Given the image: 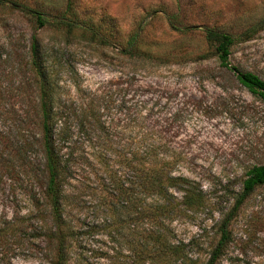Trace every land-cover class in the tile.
Here are the masks:
<instances>
[{"label":"rangeland","instance_id":"rangeland-1","mask_svg":"<svg viewBox=\"0 0 264 264\" xmlns=\"http://www.w3.org/2000/svg\"><path fill=\"white\" fill-rule=\"evenodd\" d=\"M64 4L68 0H0V264H51L55 250L41 152L35 146L22 151L13 134L9 137L18 123L19 138L34 135L27 124L20 125L31 118L27 110L38 100L29 67L33 34L60 86L57 97L74 116L100 108L109 137L118 142L115 150L130 138L147 137L172 162L163 169L189 179L212 202L209 210L184 208L167 221L172 239L198 255L195 264H204L246 172L264 162V101L241 86L236 71L219 63L200 29L239 32L264 17V0H69L75 21L95 27L103 41L90 40L78 28L68 34L55 26L38 27L30 12L57 18ZM173 13L177 26L192 29L171 27ZM134 35L135 49H125ZM199 52L207 56L195 59ZM229 63L264 79V27L232 46ZM76 122L70 119L69 139L62 144L66 153L74 149L66 183L75 229L72 262L135 264L124 250H113L105 230L88 229L99 222L95 189L106 177L105 156L97 152L108 156L112 149H101L97 132ZM137 167L143 173L148 166ZM171 190L181 195L176 187ZM229 229L232 240L218 264H264V184L245 198Z\"/></svg>","mask_w":264,"mask_h":264},{"label":"trees","instance_id":"trees-1","mask_svg":"<svg viewBox=\"0 0 264 264\" xmlns=\"http://www.w3.org/2000/svg\"><path fill=\"white\" fill-rule=\"evenodd\" d=\"M30 12L38 27L55 26L57 29H65L68 34L73 33L74 28H78L89 34L90 40L103 41L95 27L91 29L75 21L77 18L74 16L73 4H69V0L57 18H51L35 10ZM168 21L176 30L192 29L191 26H184L183 29L177 26L178 19L175 13L168 15ZM263 27L264 17L236 33L211 26L201 27L200 30L219 63L236 71V78L241 86L264 101V79L252 71L237 70L229 63L232 46L237 41L251 38ZM134 46L135 35L130 37L125 49L128 47L135 49ZM206 56V53L199 52L194 58L204 59ZM46 59L45 51L33 34L29 48V67L36 84L38 100L30 104L27 110H30L32 119L24 118L20 124H27L29 129L34 131V135L31 136L33 140L19 138L23 136L19 123L16 124L17 128L13 133L10 131L9 137L12 138L13 134L15 139V142L12 139L13 142L16 144H19L17 141L20 142V150L27 151L35 146L42 155L43 193L54 226L50 233L55 245L51 264H81L78 259H75L74 263L71 259L70 238H73L75 229L71 225L67 211L68 198L71 196L66 188L67 170L74 149L71 148L67 153L62 151V144L69 139L70 119L77 121L80 128L86 127L90 133L96 131L95 140L100 143L98 146L105 150L112 149L114 153H108L107 156L101 150L97 152L99 156H105L103 164L107 166L104 170L106 177L101 187L95 189L100 195L95 204L96 212L100 214L99 222L88 226V229L96 227L98 230H105L113 250H124L127 257L134 259L135 264H195L198 255L190 252L184 242L172 239L167 221L173 215H177L178 210L182 212L185 208L192 212L203 211L212 208V202L205 197L202 190H194L189 179L171 176L169 170L163 169L164 166H171L172 162L165 158L166 154H159L153 143L146 141L147 137L130 138L121 148L115 150L113 148L118 142L109 137L107 133L109 126L101 119L100 108L89 107L91 111L84 109L82 114L74 116L57 97L60 86L52 77L54 71H51L52 68ZM5 147L1 146V150ZM1 155L3 156V153ZM109 166H122V170L108 168ZM137 166L148 167L142 173V169L140 167L138 169ZM139 174L141 180L138 182ZM263 184L264 162L252 166L246 172L234 205L222 216L218 224L217 241L204 264L219 263L232 240L229 224L234 213L245 198ZM174 187L181 192L179 197L171 190Z\"/></svg>","mask_w":264,"mask_h":264}]
</instances>
